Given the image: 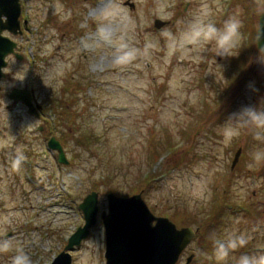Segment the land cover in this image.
<instances>
[{
  "label": "rangeland",
  "instance_id": "374dc122",
  "mask_svg": "<svg viewBox=\"0 0 264 264\" xmlns=\"http://www.w3.org/2000/svg\"><path fill=\"white\" fill-rule=\"evenodd\" d=\"M190 1V15L182 14L184 5L177 19L172 0H21L24 34H5L24 58L8 59L0 93V239L11 238L34 264H52L85 224L84 200L99 191L102 214L113 189L124 198L143 192L155 215L205 230L200 241L207 246L197 241L181 264L193 252L198 258L192 264H217L210 240L231 234L244 235L247 245L223 264L264 253V162L254 160L258 144L242 129L226 145L220 129L232 114L264 104L255 29L247 4ZM202 3L211 6L215 22L233 15L242 22L235 58L216 62L211 45L171 47ZM252 3L261 15L264 0ZM156 19L176 21L178 28L158 31ZM130 52L133 57L126 58ZM22 64L30 70L20 85L12 73ZM27 87L44 107L42 119L9 99L15 89ZM41 127L52 131L45 136ZM52 137L64 142L68 166L49 150ZM18 147L26 159L13 169ZM102 226L100 220L74 253L75 264H106ZM13 254H0V264H10Z\"/></svg>",
  "mask_w": 264,
  "mask_h": 264
},
{
  "label": "water",
  "instance_id": "95a60500",
  "mask_svg": "<svg viewBox=\"0 0 264 264\" xmlns=\"http://www.w3.org/2000/svg\"><path fill=\"white\" fill-rule=\"evenodd\" d=\"M21 14L20 0H0V69H3V72L0 71V81L6 77L4 70L9 65L7 59L16 55L17 49V44L3 34L6 31L14 35L21 32ZM165 25L167 24L157 21L155 26L160 29ZM258 44L260 49L264 48V15L261 19ZM10 98L17 103H24L36 116L37 109H42L40 106L35 107L33 95L29 90H14ZM49 145L53 151L59 153V162L68 165L62 145L56 139H52ZM241 154L240 151L236 156L234 167ZM98 204L99 195L96 193L85 199L80 208L87 224L71 237L67 248L53 264H73L70 252L80 248L89 238L91 229L97 225ZM103 220L107 235V264H178L183 252L195 238L191 229L179 231L168 219L158 220L141 195L130 199L109 195V215L104 214ZM154 222H157L155 227L152 226ZM192 260L193 257L188 259L187 264H191Z\"/></svg>",
  "mask_w": 264,
  "mask_h": 264
},
{
  "label": "clouds",
  "instance_id": "9594fccd",
  "mask_svg": "<svg viewBox=\"0 0 264 264\" xmlns=\"http://www.w3.org/2000/svg\"><path fill=\"white\" fill-rule=\"evenodd\" d=\"M213 14L211 6L208 3H202L187 29L179 37H172L171 47L175 48L177 45L185 44L211 45L217 57L235 58L233 53L241 45L242 40V22L233 15L218 26L211 18ZM133 55L130 52L126 54V58H132ZM259 60L264 63V48L260 49ZM19 69L14 74L12 73V78L18 84L23 85L30 69L26 72L25 64H22ZM0 71L3 72V69ZM5 85L6 82L0 81V87H5ZM220 129L223 143L226 145L238 137L242 129L247 130L258 144L254 152V160L257 163L264 162V147L260 146L264 145V104L260 107H245L239 113L232 114L224 125L220 126ZM25 159L22 149L18 147L15 156L10 161L11 167L19 169ZM212 243V255L217 264H223L233 252L247 245V239L244 235L231 234L224 237H213ZM8 253H14L10 257V264H34L31 255L18 244H14L11 238L0 239V254ZM238 264H264V253L243 254Z\"/></svg>",
  "mask_w": 264,
  "mask_h": 264
},
{
  "label": "flooded vegetation",
  "instance_id": "af4514ba",
  "mask_svg": "<svg viewBox=\"0 0 264 264\" xmlns=\"http://www.w3.org/2000/svg\"><path fill=\"white\" fill-rule=\"evenodd\" d=\"M97 1V0H96ZM96 1H93V2H96ZM219 1H221V0H219ZM231 2H234L235 4H247L246 5V9H247V19H249L250 21H251V23H252V25H253V28L254 29H256V27H257V30H258V28L260 27V18H261V16H262V14L264 13V11H263V13L261 14V15H259V11L257 10V8H256V6L252 3V0H241V1H239V0H231ZM172 3L174 4V12H176V17H177V19H179L180 18V16H181V13H180V10L183 8V6L184 5H187L186 6V8L184 9V10H182L181 12H182V14L183 15H185V14H188V15H190L189 14V12L191 11V9H192V4H194V2L193 1H185V0H172ZM223 19H224V17H218V21L216 22L217 23V25L218 26H220V25H222V22L221 21H223ZM255 22V23H254ZM171 24L169 25V26H167V27H165V28H169L170 26H172L173 27V29H177L178 28V24H177V22L176 21H173V22H170ZM164 28V29H165ZM193 47L192 46H190V49H192ZM212 54V57L213 58H215L216 56H217V54L214 52V53H211ZM28 88V87H27ZM3 90V89H2ZM10 96V95H9ZM16 104V103H15ZM20 104V103H19ZM10 111H12L13 109H12V107H9L8 108ZM43 114V113H42ZM42 118V117H41ZM40 118V119H41ZM40 131L42 132V133H45L46 132V128L45 127H41L40 128ZM259 211H261V210H259ZM250 212H252V215H253V210H250ZM262 213H264V211H261ZM251 215H249V217H250ZM255 223H256V225L257 226H260V225H262V222H260L259 220L258 221H255ZM177 226H178V228H184V227H180L177 223H175ZM191 226H188V227H185V228H190ZM196 231H199V232H201V230L200 229H196ZM197 241L198 240H196L194 243H193V245L194 244H196L197 243ZM191 247V246H190ZM190 247L185 251V253L183 254V256H182V258H184L185 256H187V254H188V252H189V250H190ZM194 253V252H193Z\"/></svg>",
  "mask_w": 264,
  "mask_h": 264
},
{
  "label": "trees",
  "instance_id": "16d2710c",
  "mask_svg": "<svg viewBox=\"0 0 264 264\" xmlns=\"http://www.w3.org/2000/svg\"><path fill=\"white\" fill-rule=\"evenodd\" d=\"M62 143H63V145H65L63 141H62ZM96 190H99V189L96 187ZM109 191L110 192H113V193H116L117 192V189H113V190H109ZM118 195H120V194H118ZM211 248H213V245L212 244H211Z\"/></svg>",
  "mask_w": 264,
  "mask_h": 264
}]
</instances>
